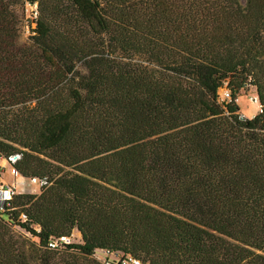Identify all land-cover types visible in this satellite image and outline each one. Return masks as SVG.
I'll return each instance as SVG.
<instances>
[{"label":"trees","instance_id":"trees-1","mask_svg":"<svg viewBox=\"0 0 264 264\" xmlns=\"http://www.w3.org/2000/svg\"><path fill=\"white\" fill-rule=\"evenodd\" d=\"M3 162L0 264H264V0H0Z\"/></svg>","mask_w":264,"mask_h":264},{"label":"rangeland","instance_id":"rangeland-1","mask_svg":"<svg viewBox=\"0 0 264 264\" xmlns=\"http://www.w3.org/2000/svg\"><path fill=\"white\" fill-rule=\"evenodd\" d=\"M35 5L31 4L27 5V14L28 18H31V14L35 11ZM34 15V14H33ZM29 37V33L25 31L23 38L27 39ZM223 94V90L220 91V95ZM237 104L240 110L241 115L246 119H251L255 115H257L260 111V104L256 92V88L253 86H248L237 96ZM5 168L3 170L1 181L2 183H7L10 185H14L15 191L18 194H39L41 190V185H33L31 181L24 177L15 178L11 174V167L8 163L3 162ZM24 233V232H22ZM71 239L73 243L81 242V234L75 230L71 235ZM95 257L99 260L104 261L108 257L110 259H114V256H108L104 254L103 251L98 250L95 253Z\"/></svg>","mask_w":264,"mask_h":264},{"label":"built area","instance_id":"built-area-1","mask_svg":"<svg viewBox=\"0 0 264 264\" xmlns=\"http://www.w3.org/2000/svg\"><path fill=\"white\" fill-rule=\"evenodd\" d=\"M37 7H35V11H34V17L37 16ZM221 98L222 100H230L231 96H230V92L228 90H223V94H221ZM260 110H261V106H260ZM13 161H15L16 159L13 158ZM11 167V166H10ZM11 174L15 177V178H19L22 177L20 172L18 170H16L15 168L11 167ZM31 181V184L33 185H41V183L38 181L37 178H31L29 179ZM16 191H15V187L13 185H3V187L0 189V211L4 209V207L13 199V197L16 195ZM23 218H25V216H22ZM72 242L71 237H67V236H63L59 239V241H51L49 246L52 249H56L59 247V245H66ZM104 254L108 255V256H114V259H110L109 257L107 259H105L104 261H102L104 264H141L140 261L134 259L131 256H118V255H114L112 254L110 251L108 250H104L103 251Z\"/></svg>","mask_w":264,"mask_h":264},{"label":"crops","instance_id":"crops-1","mask_svg":"<svg viewBox=\"0 0 264 264\" xmlns=\"http://www.w3.org/2000/svg\"><path fill=\"white\" fill-rule=\"evenodd\" d=\"M3 167L5 168V165H3ZM3 185H8V184H7V183H5V184L3 183ZM13 186H14V185H13Z\"/></svg>","mask_w":264,"mask_h":264},{"label":"water","instance_id":"water-1","mask_svg":"<svg viewBox=\"0 0 264 264\" xmlns=\"http://www.w3.org/2000/svg\"><path fill=\"white\" fill-rule=\"evenodd\" d=\"M18 157H15V159H17Z\"/></svg>","mask_w":264,"mask_h":264}]
</instances>
